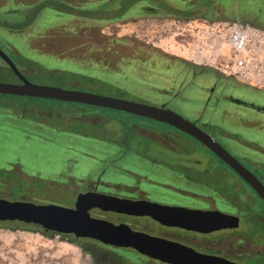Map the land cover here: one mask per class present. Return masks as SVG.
Masks as SVG:
<instances>
[{
    "label": "rangeland",
    "instance_id": "rangeland-1",
    "mask_svg": "<svg viewBox=\"0 0 264 264\" xmlns=\"http://www.w3.org/2000/svg\"><path fill=\"white\" fill-rule=\"evenodd\" d=\"M98 1L95 0L96 4ZM160 1L171 8L168 15L147 14L145 6L137 3L127 8L124 18L112 20L102 32L90 33L75 31L78 21L58 17L50 10L53 6L50 4L32 5L37 9L10 14L0 9V49L32 85L82 91L153 107L164 105L191 122L201 118L202 123L210 124L208 131L213 138L264 183V115L233 102L260 106L264 104V89L230 76L217 80L214 75L202 74L189 82L191 65L184 62L185 51L173 36L172 28V16L178 14L173 8L184 6L179 0ZM213 4L230 20L264 29V0H213ZM24 12L26 15L22 16ZM28 24L31 25L26 29L30 31L24 33L21 28ZM177 40L187 48L189 34ZM134 59L149 60L160 70H168L170 81L140 85L135 69L127 65ZM2 62L0 83H20ZM208 90H213V98L217 96L218 100L213 103L212 98L206 105L204 95ZM235 123L256 125L246 129ZM133 126L183 135L169 125L117 110L0 94V199L73 208L78 195L84 194L83 189L88 187L84 188V183L91 181L105 184L99 186V194L117 199L141 198L143 192L148 194L151 203H192L163 192L147 183L144 177L199 193H205L201 183L228 189L225 181L219 179L216 184L209 174L204 178L206 181L197 182L147 163L141 158L144 146L139 147L146 142L139 132L131 129ZM220 128L232 135H241L243 141L220 138ZM201 148L197 144L192 158L200 159L203 154L211 157ZM221 167L237 183L235 194L248 196L243 203L240 197L236 200L244 214L252 202L257 203L259 210L264 209L256 194L232 170L223 164ZM93 215L90 216L94 218ZM140 232L159 236L150 228ZM237 238L226 239L224 247L238 252L252 251L248 241L238 244ZM178 241L196 252H204ZM261 245L257 242V247ZM0 264L161 263L142 258L130 248L112 250L90 240L49 233L37 225L7 221L0 222Z\"/></svg>",
    "mask_w": 264,
    "mask_h": 264
},
{
    "label": "flooded vegetation",
    "instance_id": "flooded-vegetation-1",
    "mask_svg": "<svg viewBox=\"0 0 264 264\" xmlns=\"http://www.w3.org/2000/svg\"><path fill=\"white\" fill-rule=\"evenodd\" d=\"M179 1L183 4L184 7L180 9L173 8L175 12L178 13V14H174L175 16L174 15L172 16L173 24L186 22V21H200V22H218V23H240V24H248L256 27L254 24H250L248 22H243L241 20H230L229 18H226L224 13H222L221 11L219 12V10H217L218 8L215 7V5L213 4V0H179ZM39 4L53 5L50 7V10L54 12L58 17H63V18L70 17L73 20L78 21L79 25H77L78 28L75 29V31L88 32V33L95 31L102 32L103 29L105 27H108L112 22L110 18L112 15L111 0H99L97 4L95 0H31L29 3L17 2V0H0V9H4L3 12L5 14H10L12 12L23 11V10L27 12L30 10L37 9L36 7L33 8L30 6L37 5L38 7ZM156 4L160 5V8H151V7L145 8L144 12L147 14H154L159 16L168 15V12L171 8L166 3H163V1H157ZM10 6L12 8H10ZM118 9L122 10L120 8H117L116 10L119 11ZM26 12H24L22 16L26 15ZM29 25L31 24H28V26L21 28V30L23 31L27 30L26 28H28ZM190 65L191 67H189L188 76H190L189 82L191 83L193 82L194 78L202 74L206 76L214 75L215 79L217 80L222 79V75L217 73L216 71H213L206 67H204L203 69H199L197 67L198 65L192 63H190ZM208 69L209 71H207ZM212 93L213 90L212 91L208 90L206 92V95H204V100H206V105H208L210 103V100L213 98ZM217 100L218 97L216 96L215 98H213V103L217 102ZM233 102L234 104H236L235 102H237L238 105H240L245 109H250L255 113L264 115V104L257 106L256 104L246 103L242 101L233 100ZM193 122L198 128H200L207 135L211 136L212 138L214 137L208 131L210 127L209 123H202L201 118H198ZM235 124L239 127L241 126L246 129L251 128L252 125H256V123H235ZM131 129H134L135 132L136 131L139 132V134L142 136L141 138H143V140L146 142L145 145L141 144V146H139V147L144 146L141 148L143 152L141 158L147 163L155 166L159 170H165L169 174L178 175L181 178H184L185 176L197 182H200V180L206 181L207 179L204 178L205 177L207 178L209 174L210 176L213 177L215 181L214 183L216 184L219 179L225 181L228 189L231 192L236 191L238 189L237 183L234 180H232V178L227 173H225L224 169L221 167L222 164L223 165L225 164L220 159H218L213 153H211L207 148L202 146L198 141L194 140L190 136L184 133H182L184 136L175 135V134L171 135V133L163 134L153 130L139 128L138 126L137 127L133 126ZM140 129H142L144 132L141 133L139 131ZM218 136L224 139H234L235 141H243L241 135H232L223 128L219 129ZM197 144L198 146L202 147L201 148L202 150L208 152L211 157L203 154L202 156L199 157L200 159L192 158V155L196 153V151L193 150L197 148ZM202 166H204L203 171L201 170ZM143 179L152 186L164 190L163 192L166 191L168 194L171 193V195L173 196H177L182 199H187L192 202L188 205L185 204L174 205L160 201H157L155 203L161 205H169V207L185 208L188 210H198L204 212L217 211L223 214L236 216L238 217V226L235 229L226 228V229L215 230L208 233H202L194 230H189L180 226L166 225L158 220L151 218L150 216H132V215L119 214L110 211L103 212L98 208L91 209L89 211V214L90 215L94 214L93 215L94 218L106 220L114 225L125 224L131 230L134 231L135 229V232H140V230H144V229L149 230V228L154 229L159 234V236L158 237L152 236V237L164 239L174 243L179 242L178 240L185 241L203 250L204 252L201 254L204 255L221 257L227 261L236 264H264V209L262 210L257 209L256 212L254 213L255 210L254 207L255 206L257 207L256 202L255 203L252 202V205L250 204V207L253 206V209L247 207L248 209L247 214H244L243 208L239 206L236 203V201L230 199L224 200L218 196L219 194L218 190L223 188V186H218V184L217 186H210L206 183H201L202 185H204L203 188L210 189L212 191V193L209 194V193H199L189 190H183L180 185L178 184L176 185L167 181H163L159 183V182L150 181L148 177H144ZM84 184H85L84 188H86V186L88 187L86 189H83L82 193H87V192L100 193L98 191L99 186L102 187L105 186L104 183H100V182L94 183L91 181H87ZM141 193L143 194L141 198H135L129 200L132 201L144 200V201L153 202L152 200L149 199L147 193H143V192ZM241 201L242 203L244 202L243 199ZM245 206H249V205H245ZM244 217H248V218H244ZM142 220H144L145 222H142ZM241 223L243 227L240 229ZM212 224H214V222ZM43 230L57 235H66V236L74 237V235L71 234H60L52 231H47L45 229ZM231 237H238L237 238L238 244H242V240L248 241V243L252 247L251 249L252 251L247 250L245 252H240V251L238 252L237 251L238 249H234L231 247H224V241ZM77 240H90L100 244L101 246L111 248L112 250L123 249L111 245H104L101 242L94 239L77 238ZM257 242L263 243V245L257 247ZM136 253L142 258L145 257L143 255H140L138 252ZM150 260L156 261L153 259ZM161 264H165V263H161Z\"/></svg>",
    "mask_w": 264,
    "mask_h": 264
},
{
    "label": "water",
    "instance_id": "water-1",
    "mask_svg": "<svg viewBox=\"0 0 264 264\" xmlns=\"http://www.w3.org/2000/svg\"><path fill=\"white\" fill-rule=\"evenodd\" d=\"M0 59L19 79L18 84L0 83V94L16 97L46 99L121 111L141 118L169 125L198 141L228 168H230L264 203V184L224 147L207 135L194 122L168 110L164 105L153 107L82 91L41 87L30 84L13 61L0 49ZM116 212L132 216H150L163 224L180 226L208 233L238 226V217L221 212H204L163 206L147 201L117 199L99 193L87 192L77 197L73 208L55 205H35L8 202L0 199V221H19L34 224L47 231L71 234L77 238L94 239L104 245L131 248L140 255L165 264H236L221 257L198 253L193 249L164 239L131 230L125 224L114 225L106 220L94 219L89 211ZM214 222V224H212Z\"/></svg>",
    "mask_w": 264,
    "mask_h": 264
},
{
    "label": "built area",
    "instance_id": "built-area-1",
    "mask_svg": "<svg viewBox=\"0 0 264 264\" xmlns=\"http://www.w3.org/2000/svg\"><path fill=\"white\" fill-rule=\"evenodd\" d=\"M183 59L264 89V30L248 24L186 21L172 24ZM189 34L184 48L178 42Z\"/></svg>",
    "mask_w": 264,
    "mask_h": 264
},
{
    "label": "trees",
    "instance_id": "trees-1",
    "mask_svg": "<svg viewBox=\"0 0 264 264\" xmlns=\"http://www.w3.org/2000/svg\"><path fill=\"white\" fill-rule=\"evenodd\" d=\"M157 1H160V0H111V7L115 6V8L112 7V15L110 18H111V20H118V19L120 20V19L124 18V16L126 15V12H127L126 11L127 8H131L133 5H135L137 3L140 4L141 6H145V8H150V7L151 8H160V5L156 4ZM154 3L156 5H154ZM117 8L122 9V10L118 9L121 13L116 10ZM60 18H63V17H60ZM96 18H98V17H96ZM64 19L66 21H68L69 19H72V18L64 17ZM150 59L153 60V58H151V56H150ZM1 62H2V60H1ZM2 63L7 67V69L9 70V73L11 75H14L12 73V71L9 69V67L4 62H2ZM127 65H130L135 69L137 77L141 80L140 85H142V86H143V83H145V82H147V83L155 82L156 83V82L161 81L162 83L165 84V83H168L170 81L169 71L168 70H160L158 68V66H156L157 64L156 65L150 64L149 60L148 61H141L140 59H134L131 62H129V64H127ZM149 67H152V68H149ZM119 79H121V77ZM112 83H116V82L114 81ZM156 84H158V83H156ZM57 132L59 133L60 131L57 130ZM220 190H222V192L221 191H219V192L222 193L223 196L230 194L229 189L223 188ZM263 205H264V203H263ZM254 209H255L254 210V213H255L258 208L255 206Z\"/></svg>",
    "mask_w": 264,
    "mask_h": 264
},
{
    "label": "crops",
    "instance_id": "crops-1",
    "mask_svg": "<svg viewBox=\"0 0 264 264\" xmlns=\"http://www.w3.org/2000/svg\"><path fill=\"white\" fill-rule=\"evenodd\" d=\"M28 31H30V30L27 29V30H25V31H23V32L25 33V32H28ZM224 171H225V170H224ZM225 173H226V171H225ZM204 189H205V188H204ZM222 189H223V188H222ZM204 191H205V193H209V194L212 193V191H211L210 189H205ZM219 191L222 192V190H220V189L218 190V193H219L218 196H219L220 198L224 199V200H229V199H230V200H234V201H236L237 198H239V197H240V198H239L240 200H242V199L245 200V198L248 197V196H247V197H246V196L244 197V195H236V194H235L236 191H233V192L230 191V194H227V195L224 194L225 196H223V194L220 193ZM241 197H242V199H241Z\"/></svg>",
    "mask_w": 264,
    "mask_h": 264
}]
</instances>
